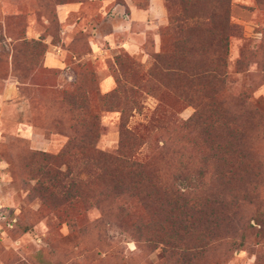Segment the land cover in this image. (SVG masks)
Wrapping results in <instances>:
<instances>
[{"label": "rangeland", "instance_id": "rangeland-1", "mask_svg": "<svg viewBox=\"0 0 264 264\" xmlns=\"http://www.w3.org/2000/svg\"><path fill=\"white\" fill-rule=\"evenodd\" d=\"M0 264H264V0H0Z\"/></svg>", "mask_w": 264, "mask_h": 264}, {"label": "trees", "instance_id": "trees-1", "mask_svg": "<svg viewBox=\"0 0 264 264\" xmlns=\"http://www.w3.org/2000/svg\"><path fill=\"white\" fill-rule=\"evenodd\" d=\"M209 105V104H208ZM207 105V107H208ZM206 111V107L203 108ZM211 111V109H210ZM213 111V109H212ZM190 124H196L212 143L217 142V133L221 128V115H197V118H191ZM194 124V125H195ZM99 126L98 124H96ZM220 125V126H219ZM127 137H132L131 132L125 131L123 138L120 140L119 148L116 152L94 149L93 161L94 166L98 169V177L101 175L104 167L111 170L112 190L121 192L122 190H132L138 194L158 195L162 192L163 186L158 183L157 170L153 163L142 162L132 158V147L125 145ZM96 136L94 137V139ZM98 138V137H97ZM105 168V169H106ZM165 194L169 193L172 197L181 200L184 199L183 191L173 187L164 188Z\"/></svg>", "mask_w": 264, "mask_h": 264}]
</instances>
